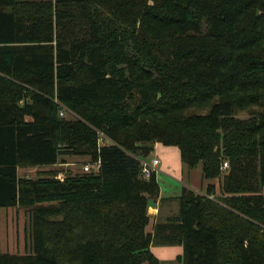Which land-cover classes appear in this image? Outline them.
I'll use <instances>...</instances> for the list:
<instances>
[{"label": "trees", "instance_id": "1", "mask_svg": "<svg viewBox=\"0 0 264 264\" xmlns=\"http://www.w3.org/2000/svg\"><path fill=\"white\" fill-rule=\"evenodd\" d=\"M157 142L220 194L160 197ZM66 155L100 168L19 173ZM263 187L264 0H0V207L31 209L33 237L0 264H163L152 245L178 244L183 264H264ZM159 199L178 211L150 232Z\"/></svg>", "mask_w": 264, "mask_h": 264}, {"label": "rangeland", "instance_id": "2", "mask_svg": "<svg viewBox=\"0 0 264 264\" xmlns=\"http://www.w3.org/2000/svg\"><path fill=\"white\" fill-rule=\"evenodd\" d=\"M251 110L252 108L245 110L238 109L236 117L247 119L251 116ZM191 111L206 113L208 108H194ZM61 158L64 159H61V162L55 165L21 167L19 169V173L20 175L36 177L42 170L55 169L64 172L59 174L61 175L60 178H63L68 172H84L85 164L92 161L91 156L88 155H66ZM228 167L229 161L225 160L222 165V170L225 171ZM205 191L207 192V189H205ZM170 203L171 201H166L161 204L164 207L162 214H166L165 217L167 215L174 214V212L178 209V201L176 202L177 204L172 202V205ZM57 218H62V216H58ZM32 251L33 237L31 209L23 207H0V252L31 253ZM164 256L165 258L163 259L159 258L163 264H183V262L178 259L179 255L174 252L168 253Z\"/></svg>", "mask_w": 264, "mask_h": 264}, {"label": "crops", "instance_id": "3", "mask_svg": "<svg viewBox=\"0 0 264 264\" xmlns=\"http://www.w3.org/2000/svg\"><path fill=\"white\" fill-rule=\"evenodd\" d=\"M158 156L161 159L159 171L156 173L160 183V197H177L181 194L184 186L190 187L197 192L205 193L209 183L216 185L217 193L220 194V180L218 178L208 180L203 175L202 166L190 168L186 165L181 157L180 148L176 145H165L161 142L155 144L154 150L150 157ZM181 188V189H179ZM264 193V188H263ZM176 203L177 200H172L170 204ZM160 199L153 203L149 209L150 223L147 230L153 232L154 225L166 214H162L163 204ZM177 204V203H176ZM173 205V204H172ZM178 209L174 212L177 213ZM152 251L155 255L163 259L168 253H183V246L178 245H152Z\"/></svg>", "mask_w": 264, "mask_h": 264}, {"label": "built area", "instance_id": "4", "mask_svg": "<svg viewBox=\"0 0 264 264\" xmlns=\"http://www.w3.org/2000/svg\"><path fill=\"white\" fill-rule=\"evenodd\" d=\"M60 114L62 116L67 115L68 111L64 108L61 110ZM142 163H143V167H142L141 175L143 178L149 179L154 173H157L159 171L161 160L158 158V156H153L143 160ZM99 168H100L99 161L88 162L84 166L85 171H98ZM58 177H61V175H58Z\"/></svg>", "mask_w": 264, "mask_h": 264}]
</instances>
